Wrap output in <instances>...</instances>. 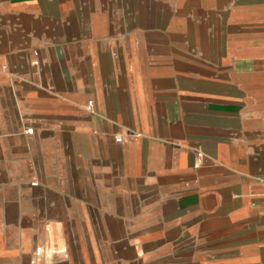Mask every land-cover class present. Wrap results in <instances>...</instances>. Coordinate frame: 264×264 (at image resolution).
<instances>
[{
    "label": "crops",
    "instance_id": "obj_1",
    "mask_svg": "<svg viewBox=\"0 0 264 264\" xmlns=\"http://www.w3.org/2000/svg\"><path fill=\"white\" fill-rule=\"evenodd\" d=\"M0 264H264V0H0Z\"/></svg>",
    "mask_w": 264,
    "mask_h": 264
},
{
    "label": "built area",
    "instance_id": "obj_2",
    "mask_svg": "<svg viewBox=\"0 0 264 264\" xmlns=\"http://www.w3.org/2000/svg\"><path fill=\"white\" fill-rule=\"evenodd\" d=\"M28 131H30V129H28ZM115 141H116V142L121 141V137H116V138H115ZM35 252H36V254H39L40 251H39L38 249H36Z\"/></svg>",
    "mask_w": 264,
    "mask_h": 264
}]
</instances>
